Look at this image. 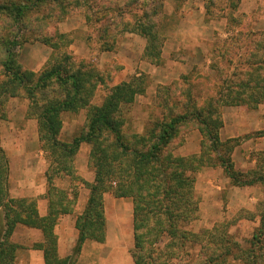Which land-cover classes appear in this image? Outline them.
Segmentation results:
<instances>
[{
  "label": "rangeland",
  "instance_id": "374dc122",
  "mask_svg": "<svg viewBox=\"0 0 264 264\" xmlns=\"http://www.w3.org/2000/svg\"><path fill=\"white\" fill-rule=\"evenodd\" d=\"M5 4L25 11L17 22L14 16H0V40L7 43L0 47V84L7 80L2 63L9 51L33 75L26 83L14 82L21 86L15 90L19 96H11V87L0 90L6 91L0 93V148L8 163V193L15 200L33 201L40 217L50 210L57 215L48 227L56 238L53 247L45 244L40 230L14 229L9 239L15 246L11 264H46L44 249L55 250L47 264H134L138 255L134 201L108 192L102 197L103 241L86 240L76 250V222L88 205L95 177L92 145L82 143L66 157L40 141L43 104L72 94L69 84L55 79L32 92L30 88L39 86L41 76L52 70L60 71L64 79L84 75L77 109L59 116V143L70 145L86 132L93 109L103 107L115 91L127 93L117 100L113 117L121 145L126 146V163L132 152L159 144L162 128L183 117L170 131L171 139L159 146L158 158L169 170H185L192 184L189 202L178 197L179 206L173 209L176 236L185 233L187 240L182 246L174 243L177 258L166 257L165 252L172 250L164 203L144 206L151 213L143 233L150 231L155 241L149 247L153 264H201L206 252L205 258H210V249L220 254L217 264H264V136L259 134L264 132V113L256 116L264 108V93L240 88L241 82L250 83L252 77L248 80L246 74L253 64L264 63V0H5ZM149 17L160 36L151 45L130 32L145 28ZM151 33L157 35L152 28ZM17 37L20 45L15 47ZM258 119L260 125H251ZM96 143L99 150L108 145V159L117 160L120 150L111 135L103 133ZM25 185H34L36 193L27 195ZM117 185L118 181L111 183ZM139 199L145 200L142 195ZM186 208L194 211L183 221ZM4 230L1 224L0 243ZM213 240L217 248L210 246Z\"/></svg>",
  "mask_w": 264,
  "mask_h": 264
},
{
  "label": "trees",
  "instance_id": "16d2710c",
  "mask_svg": "<svg viewBox=\"0 0 264 264\" xmlns=\"http://www.w3.org/2000/svg\"><path fill=\"white\" fill-rule=\"evenodd\" d=\"M40 1V0H36ZM84 2L87 0H83ZM23 10L25 8L11 7L5 4V0L0 1V16L10 15L14 16L17 20L21 19ZM144 15V18H148ZM153 20L149 17L146 26L138 27L137 25L141 22H136L135 25L137 29L133 28L130 32L137 33L139 36L143 37L145 40L149 41V45L153 43V39H160L159 30L156 25L152 22ZM143 23V22H142ZM155 25V26H154ZM158 25V23H157ZM151 28L156 31L157 35L151 36ZM25 32V31H24ZM23 32V33H24ZM45 42V41H44ZM44 45H48L44 43ZM13 45H20V39L17 37L13 41ZM7 43L4 44L0 40V47H5ZM148 45V46H149ZM53 48L56 45H50ZM148 48V47H147ZM3 49L0 50V52ZM7 50V49H6ZM147 56H149L147 52ZM3 64V73L7 80L0 84L1 88L11 87V96H19L15 90L21 88L20 84L15 85L14 82L26 83L29 81V77L32 74L23 70L22 66L18 63V55L15 52L9 51L7 54V62ZM254 68L246 76H251L250 83L245 81L241 82L240 88L242 91L252 92L256 89V93H264V63L257 66L254 63ZM84 75H67L66 79L61 77L60 71L52 70L49 73H44L40 80L39 86H35L32 89H40L48 80L55 79L61 84H69L72 89V94L70 97L66 96L65 100L61 102H55L54 100L49 101L41 107V113L39 115V136L40 141H44L47 146L53 149H59L62 151L66 157L73 156L77 152L79 146L82 143H87L92 145V152L90 161L93 162V169L95 170L94 181L90 188V194L88 199V205L84 212L79 216L76 222V228L78 230V240L76 250L79 252L83 243L86 240H96L97 242L103 241V233L105 226L104 217V204L103 195L105 193H112L115 198H131L134 201V211H133V237H134V248L137 251V258L134 259V264H153L155 263V258L150 252L149 247L154 240H152V233L148 231L143 233V230L147 227L151 221H149V215L151 214L148 210H145L144 206L150 207L152 203L159 202L164 203L161 206L163 211L169 215L167 226L168 235L171 237L169 244L172 251L165 252L166 257H171V260L177 258L174 255V243H181V246L187 240V235L182 233V237H177V216L174 215L173 209L178 207L180 201L178 197L185 198L189 202L190 197L187 196L192 188V184H189V178L184 176L185 170H180L178 172L173 169L169 170L164 164L163 159L158 158L159 146L165 145L171 136L173 129L175 130V124L182 121L183 117H176L172 119L168 125L162 128L159 137V144H153L147 151H134L130 154V162H124V156L126 155V146L121 145V136L118 129L117 122L113 119L114 115L117 113L118 102L120 98L127 97V93H122V91H115V96L112 95L106 103L101 108L93 109L92 116L87 124L86 132L81 133L78 137L73 139V142L69 144H63L58 142V134L60 120L59 116L61 113L66 111H75L77 109V103L79 101V92L82 90V77ZM28 88L27 90L30 91ZM259 89V90H258ZM6 91H0L4 93ZM27 93V92H26ZM254 93V92H252ZM31 96L30 92H28ZM23 96V95H21ZM103 133H108L114 139V147H118L120 150L116 161L108 159L107 146L104 147L105 150H99L100 145L96 143V140L100 139ZM264 136V132L259 133ZM171 139V138H170ZM70 146V147H69ZM108 164V165H107ZM127 164V165H126ZM137 165V166H136ZM182 165V164H180ZM129 166L130 168H127ZM125 170L128 173H124ZM7 172L8 163L5 154L0 148V212L3 215V227H5L2 239L4 243H0V264H11L14 257L13 250L15 246L10 244V237L17 226H23L30 229L40 230L44 235V241L46 245L50 247L55 246L56 238L52 233V229L48 230L50 225L55 224L54 211L50 210L46 217H40L36 209V205L33 201L25 200H15L9 198L8 188H7ZM118 181L119 185L116 187H111V183ZM52 190V189H51ZM143 196L144 201L140 200L139 197ZM170 202V203H169ZM179 202V203H178ZM52 209V208H51ZM167 210L169 212H167ZM64 211V210H63ZM62 211V213H63ZM193 208H186L184 210L183 221L187 220L191 213H193ZM65 212L66 209H65ZM162 217L163 216L162 213ZM187 219H185V218ZM160 224V222H158ZM159 235V234H156ZM202 247L201 245H199ZM210 246L218 247V244L213 240ZM146 252V255L144 253ZM55 250L44 249L43 255L45 262L49 257L54 256ZM205 257L209 256L206 255ZM210 258L202 260L201 264H217V259L220 258V254L217 253L216 249H210ZM68 261V259H67Z\"/></svg>",
  "mask_w": 264,
  "mask_h": 264
},
{
  "label": "crops",
  "instance_id": "0c3cea01",
  "mask_svg": "<svg viewBox=\"0 0 264 264\" xmlns=\"http://www.w3.org/2000/svg\"><path fill=\"white\" fill-rule=\"evenodd\" d=\"M259 112H258V114L256 115V116H259L261 113H264V108L263 107H260L259 108V110H258ZM245 118H247V116L245 117ZM258 118V117H257ZM246 125H249V124H247V119H246ZM251 125H254V126H258V125H260V120L258 119V121L256 122V123H251ZM256 131V130H255ZM250 131H245V133H249ZM32 169H30V170H28V172H30ZM27 175V167H26V169H25V173H24V176H26ZM31 183V181H29V184ZM25 184H28V180L26 181V183ZM33 186V187H32ZM25 188L23 189V190H25V193H27V195H29V193H32V192H34V193H36V188H35V186L34 185H25L24 186ZM30 187H32L31 189H30ZM22 191V190H21ZM8 195H9V193H8ZM9 198H11V199H15L14 197H11V196H9ZM3 223V215L1 214V216H0V227H1V224Z\"/></svg>",
  "mask_w": 264,
  "mask_h": 264
}]
</instances>
